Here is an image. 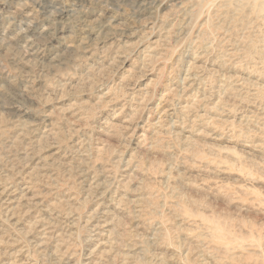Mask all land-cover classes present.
<instances>
[{"label": "clouds", "instance_id": "obj_1", "mask_svg": "<svg viewBox=\"0 0 264 264\" xmlns=\"http://www.w3.org/2000/svg\"><path fill=\"white\" fill-rule=\"evenodd\" d=\"M0 264H264V0H0Z\"/></svg>", "mask_w": 264, "mask_h": 264}]
</instances>
